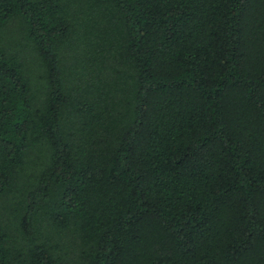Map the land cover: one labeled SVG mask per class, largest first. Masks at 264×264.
<instances>
[{"label":"trees","instance_id":"1","mask_svg":"<svg viewBox=\"0 0 264 264\" xmlns=\"http://www.w3.org/2000/svg\"><path fill=\"white\" fill-rule=\"evenodd\" d=\"M0 264H264V0H0Z\"/></svg>","mask_w":264,"mask_h":264},{"label":"rangeland","instance_id":"2","mask_svg":"<svg viewBox=\"0 0 264 264\" xmlns=\"http://www.w3.org/2000/svg\"><path fill=\"white\" fill-rule=\"evenodd\" d=\"M3 35L6 43L10 44L13 48L16 47L15 45L21 38V35L19 33V25L17 24V22L11 23L9 27L5 29Z\"/></svg>","mask_w":264,"mask_h":264}]
</instances>
